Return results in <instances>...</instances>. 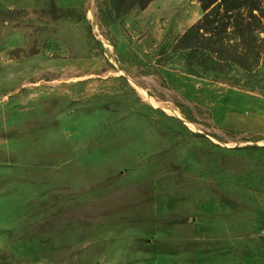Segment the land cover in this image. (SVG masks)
Returning <instances> with one entry per match:
<instances>
[{"label":"rangeland","instance_id":"obj_1","mask_svg":"<svg viewBox=\"0 0 264 264\" xmlns=\"http://www.w3.org/2000/svg\"><path fill=\"white\" fill-rule=\"evenodd\" d=\"M201 14L0 0V264H264V80L158 56Z\"/></svg>","mask_w":264,"mask_h":264},{"label":"trees","instance_id":"obj_2","mask_svg":"<svg viewBox=\"0 0 264 264\" xmlns=\"http://www.w3.org/2000/svg\"><path fill=\"white\" fill-rule=\"evenodd\" d=\"M152 0H108L115 20ZM200 19L162 49L161 63L184 53L186 68L206 73L240 70L264 80V0H197Z\"/></svg>","mask_w":264,"mask_h":264},{"label":"bare ground","instance_id":"obj_3","mask_svg":"<svg viewBox=\"0 0 264 264\" xmlns=\"http://www.w3.org/2000/svg\"><path fill=\"white\" fill-rule=\"evenodd\" d=\"M149 102H150L151 104H154L150 99H149Z\"/></svg>","mask_w":264,"mask_h":264}]
</instances>
